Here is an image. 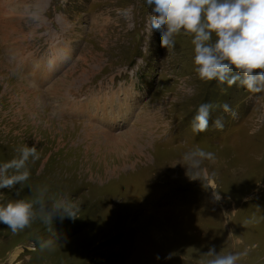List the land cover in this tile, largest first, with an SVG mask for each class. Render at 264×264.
<instances>
[{
  "label": "rangeland",
  "instance_id": "1",
  "mask_svg": "<svg viewBox=\"0 0 264 264\" xmlns=\"http://www.w3.org/2000/svg\"><path fill=\"white\" fill-rule=\"evenodd\" d=\"M3 2L0 164L23 146L40 158L0 189V206L34 213L15 234L0 223V264H207L213 247L264 264V91L201 81L191 36L149 40L145 0H41L45 23L25 11L37 0ZM201 103L214 107L194 133ZM197 148L214 159L188 176Z\"/></svg>",
  "mask_w": 264,
  "mask_h": 264
},
{
  "label": "clouds",
  "instance_id": "2",
  "mask_svg": "<svg viewBox=\"0 0 264 264\" xmlns=\"http://www.w3.org/2000/svg\"><path fill=\"white\" fill-rule=\"evenodd\" d=\"M145 4L151 8L146 25L149 40L152 33H159L160 47L172 49L176 36L192 37L194 71L201 81L226 82L228 86L240 81L249 92L264 91V0H145ZM25 11L30 19L46 22L41 0H37L31 10L26 8ZM117 14L130 20L133 9L131 6L117 9ZM233 71L235 75H231ZM213 107L211 103L199 105L191 122L194 133L206 131ZM223 109L231 111L227 104ZM18 151V159L0 164V189H11L17 183L28 181L31 176L27 167L29 159L35 162L40 158L35 146H23ZM213 159L214 154L203 148L185 153L183 160L189 164L188 176H198L203 161ZM9 169H15L16 174L6 175ZM216 199H220L219 194ZM53 208L55 212L61 209V205L57 203ZM63 213L75 220L79 209L69 203L63 206ZM33 215L30 202L17 201L0 206V223L13 234L28 227ZM205 255L211 257L207 264H237L240 259L238 254H217L214 247Z\"/></svg>",
  "mask_w": 264,
  "mask_h": 264
},
{
  "label": "bare ground",
  "instance_id": "3",
  "mask_svg": "<svg viewBox=\"0 0 264 264\" xmlns=\"http://www.w3.org/2000/svg\"><path fill=\"white\" fill-rule=\"evenodd\" d=\"M13 1V0H12ZM11 3V2H10ZM15 3V2H14ZM6 6V4L3 2V4H0V9L3 8ZM3 14V13H2ZM4 26H10V22H3ZM14 27V26H13ZM5 28V27H4ZM10 30V29H9ZM49 60V59H48ZM48 62V61H47ZM35 68V67H34ZM37 72V71H36ZM99 101V100H98ZM92 107V106H91ZM95 110V109H94ZM114 111V110H113ZM81 112V111H80ZM95 114V113H94ZM116 135V134H115Z\"/></svg>",
  "mask_w": 264,
  "mask_h": 264
}]
</instances>
